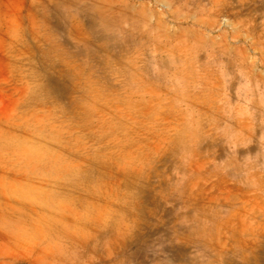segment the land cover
Here are the masks:
<instances>
[{
  "label": "rangeland",
  "instance_id": "rangeland-1",
  "mask_svg": "<svg viewBox=\"0 0 264 264\" xmlns=\"http://www.w3.org/2000/svg\"><path fill=\"white\" fill-rule=\"evenodd\" d=\"M0 264H264V0H0Z\"/></svg>",
  "mask_w": 264,
  "mask_h": 264
}]
</instances>
